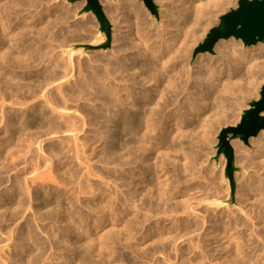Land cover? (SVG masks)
I'll list each match as a JSON object with an SVG mask.
<instances>
[{
	"label": "bare ground",
	"instance_id": "obj_1",
	"mask_svg": "<svg viewBox=\"0 0 264 264\" xmlns=\"http://www.w3.org/2000/svg\"><path fill=\"white\" fill-rule=\"evenodd\" d=\"M159 1L164 2L162 7L164 12L161 15L162 28L156 30L154 20H148L149 16L147 17V15L149 14L139 12V40L136 42L134 39V47L138 48V54L136 53L137 55L135 54L133 59H137L139 56V123L136 120L131 122L127 120L118 128L120 132L121 130L139 132V189L128 188L126 190L124 186L127 185L125 182L127 177L132 179L131 184L135 186L137 184L135 180L137 173L134 171L136 167L133 163L138 159L127 158L128 160H123L126 154L122 151L132 145L131 141H126L123 139L124 137L122 138L111 129V126L116 125L120 120L128 119V117L130 119L125 107L136 104L135 95L137 91L135 86L137 85V78L118 77L124 72L137 68L135 63H133L132 68L125 67L123 63L124 57L127 56L123 49L125 45L116 47L118 48L115 50L117 53L112 54L113 58L105 59L99 55L97 57L91 55V59L88 58L90 62H84L77 57L88 54V50L91 49L85 46L86 43H83L87 37L85 34L89 32L88 25L91 22L86 23L90 21V18L87 22L79 21L76 24H72L70 21L71 16L82 13L79 10V4L72 8L66 6L67 8L63 12L54 16L53 9L55 8H52L50 4L52 0H0V190L5 183L10 182L12 185L10 187L8 184L6 189L0 191V204L6 200L7 205L11 207L13 204L10 201L16 200L14 203L17 202L16 206H12L14 210L11 211L13 212L12 216L3 218L0 215V230L4 232L3 220L13 222L20 220L18 224L16 223V229L18 228L19 231L23 225H19L21 221H24L25 225L29 227L28 234L20 231L18 236L14 235L15 229L7 230L8 236L6 235V238L3 236L4 239L0 241L2 242L0 261L3 264H27L24 256L17 254L15 257L9 254V256H5V252L13 247H20L22 253L28 252L29 250H26L25 246L30 249L34 244L37 245L36 249L41 250V252L37 255V253L30 251L33 256L28 258L30 259L28 264H39L42 260L45 264H54L55 257L53 255L51 258L52 252L49 257H46L52 248L48 247L49 244H45V240L43 241L44 244L41 245L42 242L38 240L40 237L37 239L36 236L38 235L35 236V230L42 228V222L49 220L46 224L44 223V230H46V236L51 241L49 243L52 246L55 242H52L53 237L59 235V232L62 236H66L64 240L67 243L75 230L81 234L79 236H83V234L92 233L93 230L99 228H108L106 225L112 219L123 221L124 219L120 217L118 212V208L120 209L118 206L127 205L125 208L127 207L126 211L129 212L133 206L136 209L138 198L139 242L134 236V228L130 223L121 226V229L117 227L118 232L116 231L117 233L114 234H117L118 242L126 241L133 251L137 250L135 256L140 264L149 263L151 258L154 260L155 257L153 258V256L158 252H163L164 260L171 261L168 257V249H171V246L179 260L182 259L178 261L181 264H189L190 262L209 264V259L213 260L218 257V251H225V256L221 257L220 264H259V256L252 255V247H250L249 252L247 251L252 245L249 242L254 241L255 244L256 241L253 240L255 232L249 227L245 219L234 215L235 213L234 216H228L227 219L221 218L217 214L215 215L218 218H210L211 211H215V209L226 204L230 197L226 200L217 198V192L223 191L218 188L217 179H215L216 183L213 181L218 175L214 178L212 176L213 185H211L212 182L209 185L197 184L193 186V184H188V178L185 177L184 179L182 173L186 176H195L197 163L192 161L190 163L187 161L188 157L185 156V161L174 163L176 173L168 177L170 169H167V165H170L169 163L172 161L170 152H168L170 148L167 146L168 141L166 138L157 142L155 140L159 131H162V135L168 134L172 127V120H175L179 127V130H176L179 131L176 139H181L184 136L183 128L179 123L182 119L178 118L181 109L186 110L184 113L187 117L190 116L192 106L198 112L202 111L205 106L209 105L208 95L210 92H212L210 96L222 92L234 95L238 90L246 95H251V86L260 78L262 80L264 78V41L254 44L251 48H246L243 42L236 44L234 37L222 38L216 43L218 56L212 63L205 64L206 71L203 69V64L198 66L199 69L196 72H193L188 67L191 48L193 49L199 39L202 38L200 31L207 30L225 5L229 4V0ZM83 2L85 4V1ZM41 5H43V10H39L38 15L35 13L36 20L33 21L32 18L33 22L31 20L29 22L27 20L29 16L25 17L26 14L23 15V11ZM112 8L114 7H111L112 13L116 15V12L117 14L119 12L117 10L123 11L124 4L118 5L117 10ZM204 25L208 27L206 28ZM172 28H176V32H173ZM91 37L94 38H92L93 40L89 38L91 43L87 40L91 46H98L106 39L103 36ZM238 45L240 47H237ZM226 69L237 74L239 79L226 78L225 84H222L219 75H224L227 72ZM77 72L82 73V76H78ZM191 80L203 88L202 92L204 91L205 94L202 97L204 107L198 105L203 103L195 105L197 102L194 99L197 97L187 95L190 92L187 93L186 91H191L193 88L190 84ZM129 81L132 82L131 85L128 83ZM149 83L151 86L145 87ZM205 83H209V86H206L211 89L205 91ZM181 94H184L183 98L177 99L178 96L180 98ZM157 97L159 100H156ZM215 99L217 101L218 98ZM96 101L101 103L100 107H96ZM222 101L221 105H223ZM217 104L213 106L217 107ZM171 106H174L173 109L168 111ZM224 111L226 110L223 109ZM192 115L194 116L193 112ZM89 127H93L94 132L92 131V134L86 136L83 132L86 133ZM202 128L205 127L202 126ZM261 134H264V131ZM263 138L264 136H261L256 141L253 139L258 148L251 156H249L247 149H244L241 141L236 140L232 143L239 149L242 160L240 161L245 162V170L247 165H249L248 168H251V172L247 173L248 177H246L247 174L246 176L241 174L243 182L248 180L249 183L247 186L239 188L240 191L238 192L240 193L239 196L243 197V204L250 202L251 192L254 194L255 202L251 203L252 206L247 208L246 212L244 210V214L250 217L255 212V215L264 221ZM155 142L157 146L154 144ZM174 142L173 144H175ZM99 147L101 150H98ZM164 149L167 151L164 152ZM157 151L161 155L158 161L154 163V154ZM115 154H119L118 160L114 158ZM128 154L129 157L132 155L131 150L128 151ZM98 156L99 160H97L103 163L101 167L97 166L95 161L93 162L94 158ZM76 163L79 165L78 168ZM111 164L115 165L110 166ZM65 166H68L69 169L62 171ZM111 168L112 172L110 171ZM13 171L16 172L11 175ZM163 171L165 177L167 175L165 179L158 175L159 172ZM205 171L203 169L196 177L192 178L206 179L208 172L205 173ZM4 173L7 174L4 175ZM109 174H111L110 176L115 175L114 180L107 179ZM70 184L77 186L75 196L72 193L63 192L64 189L60 188L62 185ZM68 188L70 190V187ZM209 188L215 190L214 194H209L217 197L213 200L205 198V202L202 195L201 199L207 205L200 209L191 202L196 198L197 192L191 194L189 191L194 189L201 193L202 190H209ZM87 194H90L91 199L104 195V198L96 202L95 205H86L91 209V213L97 217L91 213L81 212L79 211L80 208L78 210L75 206L78 202L86 203ZM53 199L56 201V205H53ZM64 200H67L71 205V207L69 205L70 210L63 206ZM201 201L197 205L201 206L204 203ZM208 204L215 205L216 208L210 209L211 206ZM45 207H49V210ZM44 208L46 212H43ZM106 211L111 214L110 218L107 217ZM203 211L208 214L203 213ZM230 213L233 212L230 211ZM28 214H31L33 218H28ZM92 220L94 221V228L91 224ZM33 221L37 225L36 229L35 224L33 226ZM63 221H66L68 225L66 227L64 225L58 226L59 228L56 226L60 229L57 232L58 229L54 228L53 223L63 224ZM202 230L203 232H200ZM197 231L199 233L193 235ZM107 234L99 236L102 238L99 239V243L91 237L85 251L72 248L69 252V258H66L67 264H93L92 257L95 253H99L97 255L101 257V264L115 263L116 251L113 244L116 241L115 238L113 239L114 235ZM213 234V238L220 242L217 249L210 248V244L205 242L207 237L209 235L212 237ZM183 238L190 243L189 249L178 244V240ZM148 241L151 242L152 247H141ZM138 244L139 249H136ZM81 247L84 248V245ZM256 247L259 248L256 244L252 249L255 250ZM185 254L190 256L185 257ZM117 260L119 259L117 258ZM125 263L127 264V262ZM133 264L136 263L133 262Z\"/></svg>",
	"mask_w": 264,
	"mask_h": 264
},
{
	"label": "rangeland",
	"instance_id": "obj_2",
	"mask_svg": "<svg viewBox=\"0 0 264 264\" xmlns=\"http://www.w3.org/2000/svg\"><path fill=\"white\" fill-rule=\"evenodd\" d=\"M5 1V0H4ZM6 1H9V0H6ZM64 1V2H63ZM83 1H85V4H86V0H83ZM83 1H77V2H71L70 0H52V2L50 3L51 5H52V8H55V9H53V13H54V16H58V14H60V12H63L67 7L68 8H72V7H75V5L77 4V6H78V4H79V10H81L82 11V9H83V7L85 6V4H84V2ZM155 1V3L157 4V6H158V13L157 14H154L147 6H146V4H145V2H144V0H101L100 2L102 3V5H103V8H104V10H105V13H106V15H107V17L109 18V20H110V22H111V24H112V35H111V45L109 46V47H107V48H96V49H94V48H91V49H89L88 50V54H84V55H81L80 57H77V59H80V60H83L84 62H90V59H91V57L92 56H102L101 58H105V59H107V58H109V57H112L114 54H115V50H117L118 48H119V46H123V44L125 45V46H123V49L125 50V52H124V54L125 55H127L126 57H124V59H123V63L125 64V67H130V68H132V66H133V63H135V66L137 67L136 69H131L130 71H128V72H124L123 74H121V76L119 75L118 77L119 78H132V77H136L137 78V85L135 86V90L137 91L136 92V95H135V99H136V104L135 105H130L129 107H125V110L127 111V113L130 115V119H129V117H128V119H122V120H120L116 125H112L111 126V129L114 131V132H117L123 139H125L126 141H131V144L132 145H130V146H128L126 149H124V151H122L124 154H126V156L128 155V157H124L123 158V160L124 161H126V160H128L127 158H132V159H138V160H136L133 164H134V166L136 167L135 169H134V171L137 173L136 175H137V177H135V180H136V186L134 185V184H131L130 183V181L132 180L131 178H129V177H127L128 179L125 181L126 182V186H124V189H126V190H128V188L129 189H131L132 188V190H136V189H139V140H138V136H139V132L138 133H133L132 131H127V130H121V132L119 131L120 129H118L119 127H121V125L125 122V121H127V120H129V122H131L132 120L134 121V120H136L138 123H139V56H138V58L137 59H133V56H135V54L137 53V51H138V48H136V47H134L135 46V41L136 40H139V35H138V33H139V12L140 13H145V14H149V15H147V17H148V20H154V22H155V29L156 30H159V29H161L162 28V24H163V22H162V12H164V8H162L163 7V5H164V2H162V1H159V0H154ZM165 2H167L168 0H164ZM231 0H229V4L227 3L226 5H225V7L223 8V10H221L220 11V13L218 14V16H216L215 18H214V22L211 24V25H209V27L208 26H206V25H204V26H206V28H207V30H201L200 31V34H202V38L201 39H199V41H198V43L193 47V49L191 48V58H190V63H189V69H191V71H193V72H196L199 68H198V66H200V65H203L204 64V67H203V69L206 71V67H205V64L206 63H212L213 61H214V59L218 56V53H217V51H216V44H215V47H214V51L213 52H210V51H203V52H198V53H195V51H196V49H197V47L202 43V42H204V40H205V38L207 37V34L210 32V30H211V28H213L214 26H216V25H218L219 24V22H220V17L223 15V14H225V13H227V12H229L231 9H233V8H238L239 7V0H232V2H230ZM80 2V3H79ZM56 3V4H55ZM124 4V8H123V11H121V10H117V8H118V5H120L121 6V4ZM60 4V5H59ZM65 4V5H64ZM189 4H191V3H189ZM54 5V6H53ZM140 5V6H139ZM62 6V7H61ZM67 6V7H66ZM1 7V6H0ZM61 9H60V8ZM111 7H114V8H116V9H114V8H112L113 10H117V11H119L118 12V14H117V12H116V15H114L113 13H112V10H111ZM139 7H140V9H141V11H140V9H139ZM46 8V7H45ZM63 8V9H62ZM38 9V11H36V10ZM41 9L43 10V5H41V6H39V7H37V8H35V7H31V9H28V10H25V11H23L24 12V14L23 15H25V17H27V16H29V18L27 17V20L30 22V20L32 19L33 21H35L36 20V18H37V16H36V14L38 15V13L37 12H39V10L41 11ZM56 10H57V12H56ZM36 13V14H35ZM84 16H83V15ZM82 14H79V15H73V16H71V23L72 24H76L77 22H87L88 20H89V18H90V21L89 22H87L86 24H88V23H90L91 22V24H89L88 25V27H89V32H87L85 35H87V37L85 38L86 40H85V42H83V43H86L85 45H90V43H91V40H93L94 38L93 37H91V36H103V37H105L106 38V34H105V32L104 31H102V29H101V26H100V23H99V21L97 20V18H96V16H95V14H93L91 11H89V12H83ZM33 15H35V16H33ZM31 16V17H30ZM46 16H47V14H46ZM95 16V17H94ZM35 17V18H34ZM35 19V20H34ZM31 20V22H33ZM65 25H67V24H65ZM90 25H91V29H90ZM34 29V28H33ZM91 30V31H90ZM155 30V31H156ZM138 31V32H137ZM172 31L173 32H176V28H172ZM173 34H175V33H173ZM32 35L34 36V33H32ZM90 35V36H89ZM138 35V36H137ZM89 38H91V40H89ZM93 38V39H92ZM134 39H135V41H134ZM234 39H235V43L236 44H238L239 42H243V40L242 39H237V38H235L234 37ZM90 42H88V41ZM107 40V38L105 39V41ZM137 42V41H136ZM243 45L247 48V47H253V45H245V43L243 42ZM132 46V47H131ZM116 47H118V48H116ZM237 47H240V45H238ZM127 48V49H126ZM129 49H131V50H129ZM137 49V50H136ZM133 50V51H132ZM104 52V53H103ZM102 53H103V55H102ZM117 53V52H116ZM123 53V52H122ZM121 53V54H122ZM134 53V54H133ZM110 55V56H108V55ZM113 54V55H112ZM138 54V53H137ZM136 54V55H137ZM92 55V56H91ZM91 56V57H90ZM213 57V58H212ZM88 58H90V59H88ZM113 58V57H112ZM212 58V59H211ZM201 62V63H200ZM226 73L224 74V75H219V79H220V82H223L222 84H225L224 82V80H226V78H231V79H233V80H237V79H239V77H238V75L237 74H234L232 71H228L227 69H226ZM88 73V72H87ZM77 75L79 76H82V73H80V72H77ZM223 80V81H222ZM192 82L190 83L191 85H192V87L193 88H191V91H186L187 93L188 92H190V94L188 93L187 95L188 96H191V97H197L196 99H194L195 100V102H197L195 105H197L198 103H203L204 101H203V95L205 96V94H204V91L202 92V87L200 86V85H198V83L197 82H195V81H193V80H191ZM130 85L132 84V82L131 81H129L128 82ZM153 84V83H152ZM263 84H264V78H263V80H262V78H260V80H257V82L253 85V86H251L252 87V89H251V95H246L245 93H243V92H241V91H236V94H234V95H229L228 93H224V92H222V93H216L215 94V96H210L211 94H212V92H210L209 93V102H208V106H205V108L202 110V111H200V112H198L197 111V109L194 107V106H192L191 107V109H190V116H191V114H192V112H193V114H194V116L192 115L191 117L189 116V117H187V116H185V113H184V111H186L184 108H182L181 109V112L179 113L180 115H179V117L178 118H181L182 119V121H184V122H179L180 123V126H182V131H183V133H184V136H182L183 137V139H182V137H181V139L179 138V139H176V135L177 134H179V131L177 132L176 130L178 129L179 130V127L177 126V124H176V121L174 120H172V122H171V124H172V129L170 128V131L168 132V134H166V135H162V131H159V132H161V133H159V132H157L158 134H157V138H156V142L157 141H161L163 138H166L167 139V146H168V152H170V156L172 157L171 159H172V161H171V163H169L170 165H167V169L169 170H173L171 173L168 171V177H171L172 175H174L176 172H175V169H176V166L174 165V163L176 164V163H178L179 161H185V156H187L188 158H187V161H189L190 163H191V161L192 162H195V163H197L196 164V166H197V168L195 169V171L197 172L196 174H195V176H190V175H185L184 173H182V175H183V178L185 179V177H187L188 178V181H187V183L188 184H193V186H196L197 184H202V185H209L211 182H212V184L211 185H213L214 184V182L216 181L215 179H217V184H219V185H217V186H219L218 188H220V190H223L222 192L220 191V190H218V191H220V192H217V198H219L220 200L221 199H224V200H226L229 196H230V193H231V186H230V181H229V178L227 177V174H226V165H227V158L225 157V155L223 154V153H221V154H218V144H219V134H220V131L224 128V127H226V126H230V125H236L239 121H240V119H241V116H242V114H243V112H244V110L245 109H247V108H249L250 107V103L253 101V100H257L259 97H260V92H261V89H262V86H263ZM206 85H208L209 86V83H205V91L206 90H208V89H211V88H207L208 86H206ZM151 86V83H149V84H147L145 87H150ZM224 86V85H223ZM152 87H153V85H152ZM201 88V90H200V88ZM199 91H201V92H199ZM191 92H192V94H191ZM196 92H199V93H196ZM193 93H195L196 95H194ZM201 93V94H200ZM197 94H199V96H197ZM193 95V96H192ZM183 96H184V94L182 95H180V98H179V96H178V98L177 99H182L183 98ZM213 98V100H214V102H213V100H212V98ZM218 98L217 99V101H216V99L215 98ZM201 98V99H200ZM211 98V99H210ZM192 99V100H193ZM200 100V102H198V100ZM221 99H225V100H221ZM156 100H159V97H157V99ZM193 100V101H194ZM212 100V101H211ZM10 101V100H9ZM145 101V100H144ZM221 101L223 102L222 104L223 105H221ZM225 101V102H224ZM212 102V103H211ZM220 103V104H217V103ZM96 103V107H100L101 106V103L100 102H98V101H96L95 102ZM212 106H211V105ZM217 104V107L216 106H213V105H216ZM199 106H203L204 107V103L203 104H198ZM218 105H220V106H218ZM176 106V105H175ZM173 107L174 106H171L169 109H168V111H170V110H172L173 109ZM211 107V108H210ZM225 107V108H224ZM223 109L224 110H226V111H224L223 112ZM183 110V111H182ZM193 110V111H192ZM195 110V111H194ZM210 110V111H209ZM192 111V112H191ZM113 113H114V111H113ZM197 114V115H196ZM228 115V116H227ZM181 116H183V117H181ZM202 116V117H201ZM189 118V119H188ZM184 119V120H183ZM124 120V121H123ZM187 120V121H186ZM175 122V123H174ZM207 124H206V123ZM209 123V124H208ZM170 124V125H171ZM203 127H205V128H202V126ZM204 124V125H203ZM207 125V126H206ZM209 125V126H208ZM92 128L93 127H89L88 128V131L86 132V133H84L83 132V134H85L86 136H88L89 134H92V131L94 132V129L92 130ZM177 133H176V132ZM262 131H264V130H262ZM262 131L257 135V136H255V137H251L250 139H249V141H248V143H245L242 139H240V138H235V139H232L231 140V144L233 145V148H234V151H235V157H236V159H235V163H236V165L240 168V170L238 171H236V173H235V181H236V190H235V194H234V200H233V202H231V203H226V204H224L223 206H220L219 208H217V209H215L216 208V206L215 205H209L208 204V206H211V208L210 209H215V211H211V216H210V218H218V216H220L221 218H225V219H227L228 218V216L230 217V216H234V215H237V216H239L240 218H242L243 220L245 219V221H247V224H249V227L252 229V230H254V232H255V235L253 236L254 238H253V240H255L256 241V243L254 244V241L253 242H249V243H251L252 245H250L249 246V248L247 249V251L249 252L250 251V247H252L253 248V246H255L256 244H257V246H259V248L258 247H256L255 248V250H253L252 248H251V250H252V255H258L259 256V259H258V263L259 264H264V232H263V229H264V221L262 220V219H260L258 216H256L255 215V212H253L252 214H251V216L249 217H247V215L246 214H244V210H245V212L247 211V208H250L252 205H251V203H254L255 202V200H254V197H253V193L251 192V200H250V202H248V203H242V198L243 197H240L239 195H240V193H238L239 191H240V189L241 188H243L245 185L247 186L248 185V180H246V182L244 183L243 182V177L241 176V174L243 175H245L246 176V174L248 173H250L251 171V168H248L249 167V165H247L248 167V169L246 168V170H245V162H241L242 160L240 159L241 158V154H240V152H239V149H238V147L236 146V145H234L233 143H232V141H241L242 143H243V145H244V149H247V151H248V154H250L249 156H251V154H253V152H255V150H257V148H258V145H257V143L255 142L256 140H258V138L259 137H261V136H264V134H261L262 133ZM82 134V135H83ZM161 134V135H160ZM174 135V138H173V135ZM186 134V135H185ZM260 135V136H259ZM172 137V138H171ZM170 138V139H169ZM158 139V140H157ZM173 139V140H172ZM174 139H176L175 140V142H174ZM253 139L255 140V141H253ZM171 140V141H170ZM263 140H264V138H263ZM118 142H119V140H117ZM116 141V142H117ZM138 141V142H137ZM170 141V142H169ZM175 143V144H177V145H175V144H173V142ZM117 142V143H118ZM156 142L154 143L155 145H156ZM170 143V144H169ZM183 143V144H182ZM181 144V145H180ZM171 145V146H170ZM173 145H175V146H173ZM183 145V146H182ZM96 146H97V144H96ZM132 146V147H131ZM157 146V145H156ZM257 146V147H256ZM131 147V148H130ZM159 147V146H158ZM157 147V148H158ZM177 148V150H175L176 148ZM130 148V149H129ZM191 148V149H190ZM193 148V149H192ZM178 149H179V151H178ZM185 151H183V150ZM98 150H101V147H99L98 148ZM125 150H127L126 152H125ZM129 150H131V152H132V155L129 157V154H128V151ZM165 150V151H164ZM163 151L164 152H166L167 150L166 149H164ZM182 150V151H181ZM190 150V151H189ZM193 150V151H192ZM91 151V150H90ZM188 151V152H187ZM247 151H246V153H247ZM187 152V153H186ZM195 152H197V153H195ZM249 152H251V153H249ZM172 153V154H171ZM178 153V154H177ZM181 153H183V154H181ZM186 153V154H185ZM191 154H192V156H191ZM160 155H161V153L159 152L158 153V151L154 154V160H153V162L154 163H156L157 161H158V158L160 157ZM189 155V156H188ZM198 155V156H197ZM114 156V155H113ZM118 156H119V154H115V156H114V158H117V160H118ZM180 156V157H179ZM197 156V157H196ZM175 157H177V158H174ZM182 157V158H181ZM96 158V159H95ZM94 158V160H93V162L97 165V166H99V167H101L102 166V162L100 163L98 160H99V156L98 157H95ZM126 158V159H125ZM180 158V159H179ZM198 158V159H197ZM239 158V159H238ZM64 159H66V158H64ZM98 159V160H97ZM129 159V160H130ZM179 159V160H178ZM241 160V161H240ZM123 161V162H124ZM138 161V162H137ZM175 161V162H174ZM200 163H199V162ZM238 161H240V162H238ZM201 162H202V164H201ZM239 163H243L242 165L240 164L239 165ZM75 164V163H74ZM172 164V165H171ZM199 164V165H198ZM248 164V163H247ZM76 165H77V168L79 167V165H78V163H76ZM113 165H115V164H111L110 166H113ZM173 165H174V167H173ZM222 165H225L224 167L222 166ZM22 166V165H21ZM126 168H128V166H125ZM137 167H138V169H137ZM222 169H221V168ZM19 168V167H18ZM67 169H69V167L68 166H65L64 168H63V170L62 171H65V170H67ZM128 169H130V168H128ZM204 169V171H205V173H207L208 172V174H207V178L205 179V178H202V179H200V180H198L197 178H192V177H196L197 176V174L198 173H200V171H202V170ZM197 170H199V171H197ZM110 171L112 172V168L110 169ZM14 172H16V171H13V172H11V175H13L14 174ZM243 172V173H242ZM164 171L163 172H159L158 173V175L159 176H162V179H165L166 177H167V175H166V177H165V175H164ZM204 173V174H205ZM5 174H7V173H4V175ZM80 174H81V172H80ZM172 174V175H171ZM211 174V175H210ZM248 174H247V176L246 177H248ZM111 174H109V177H107V179L108 180H114L113 178L115 177V175H113L112 174V176H110ZM170 175V176H169ZM218 175V176H217ZM190 176V177H189ZM209 176V177H208ZM212 176H213V178L214 177H216V178H214V182L213 181H211V178H212ZM220 176V177H219ZM245 176H244V178H245ZM111 177H112V179H111ZM164 177V178H163ZM242 177V178H241ZM157 178V177H156ZM186 178V179H187ZM208 178H210L209 180H208ZM240 178V179H239ZM192 180V181H191ZM207 180V181H206ZM94 181V180H93ZM210 181V182H209ZM129 184H128V183ZM220 182V183H219ZM8 183V182H7ZM186 183V184H187ZM216 183V182H215ZM9 185H10V182L8 183ZM8 184H4V187L1 189V190H4V188L8 185ZM72 185H73V188H71L72 187ZM227 185V186H226ZM243 185V186H242ZM12 185H10V187H11ZM70 187V190H69V188L68 187ZM62 185L60 188L61 189H64L63 190V192L64 191H66V192H69V194H71L72 193V195H76V191H77V186H74V184H70V185ZM129 186V187H128ZM184 186H186V185H184ZM221 186V187H220ZM241 186V187H240ZM52 187H54L53 185H52ZM127 187V188H126ZM210 188H211V186H209ZM209 188V190H202L201 191V193H199L200 191L199 190H190L189 192L191 193V194H194L195 192H197L196 194H195V197L196 198H194L191 202L194 204V205H196L197 207H199L200 209L202 208V207H206V199L205 198H209L208 200H213V198H216V197H214V196H212L211 194H209V193H212V194H214L213 192H215V190L214 189H210ZM240 188V189H239ZM6 189V188H5ZM73 189V190H72ZM75 189H76V191H75ZM187 189V188H186ZM186 189H185V191H186ZM0 190V191H1ZM71 191V192H70ZM73 191H75V192H73ZM98 192H99V189L97 190ZM97 192V193H98ZM187 192H188V190H187ZM206 193V194H205ZM238 193V194H237ZM42 195H43V197H44V192L42 193ZM203 195V196H202ZM207 197H206V196ZM209 195H211L210 197H209ZM220 195V196H219ZM87 196V198H85V200H86V203H82L81 204V202L78 204V203H76V208L78 209V208H80V210L79 211H81V212H84V213H91L92 211H90L91 209H89V207H87L86 205L87 204H90V205H95L96 204V202H98L99 200H101V199H103L104 198V195H101L100 197L98 196V197H96V198H92L91 199V197H90V194H87L86 195ZM199 196V197H198ZM203 197V199H205V202H204V200L203 199H201L202 197ZM102 197V198H101ZM27 200H28V197L26 198ZM52 199V198H51ZM198 199H200V200H198ZM90 200V201H89ZM201 200H203V201H201ZM16 200H13V201H10L13 205H11V207H10V205H7V201L6 200H4V201H2L1 202V204H0V215L1 216H3V218H6V217H10V216H12V214H13V212H11V211H14L12 208V206H16L17 204V202L16 203H14ZM53 201H54V199H53ZM52 201V202H53ZM67 200H64L63 202H62V204H64L63 206H65V208L66 209H68V210H70L71 208V205L68 203V201L66 202ZM199 201H201V202H204V203H202L203 205L205 204V206H202V204H201V206H199V205H197V203L199 202ZM90 202V203H89ZM11 203H9V204H11ZM92 203V204H91ZM53 205H56V201H54L53 202ZM69 205H70V207H69ZM77 205H79V206H77ZM229 205H230V208H228L229 207ZM246 205V206H245ZM12 209H10L9 207ZM85 206V207H84ZM125 206H127V205H119L118 207H120V209L118 208V212L120 213V217L121 218H123L124 220L123 221H118V220H111V221H109V224H107L106 225V227H108V228H99L98 230H93V228H94V221L91 223L92 224V230H93V232L92 233H88V234H83V236H79V235H81L78 231H76L75 230V232H74V234L72 235V237H70L69 238V241L66 243L65 242V240H64V238L66 237V236H62V234H60V229H58L59 227L58 226H63L64 225V227H66L67 225H68V223L66 222V221H63L62 223L63 224H61V223H53L54 225L53 226H55L54 228H56V229H58V230H56L57 232H59V235H56L55 237H53L52 239H53V241L52 242H54L53 243V246H55V247H53L50 243H51V241L48 239V237L46 236V233H45V231L46 230H44V226H45V224H46V222L47 221H49V220H47L46 222H42L41 223V227L42 228H38V229H36V227H37V225L35 224V221H33L32 223H33V226H34V224H35V236L36 235H38V236H36V238L38 239L39 237V239L38 240H40V242H42V244L41 245H43L44 243H43V241L45 240L46 242H45V244L47 245V244H49L48 245V247H50V248H52L51 250H50V248H49V254L47 253L46 255H48V256H46V257H49L50 256V253L52 252V255H51V258H52V256L53 257H55L54 258V264H67V262H66V258H69V252L72 250V248L74 249V248H76V250H78V251H82V250H84L85 251V248L89 245V241H90V238L92 237V238H94L97 242L99 241L100 242V240L102 239V238H100L99 236H102V235H106L107 234V232H108V234L111 236V235H114L113 236V239L116 241L114 244H113V247H114V250L116 251V257L119 259V260H117V258L114 256V262L115 263H112V264H126L125 262H127V264H133V262L134 263H136V264H140L139 263V260L136 258V256L135 255H137V250L136 251H133V249H131V247L128 245V243H126V241H124V242H118L119 240H118V238H117V234H114V233H117L118 232V230H116V228L117 227H121V226H123V225H125V224H127V223H130L132 226H133V228H134V231H133V233H134V236L136 237V240L139 242V198H138V201H137V204H136V209H135V207L132 209V208H130L129 210V212H127L126 210V208H125ZM51 207V206H50ZM84 207V208H83ZM215 207V208H214ZM46 209H48L49 210V207H45ZM44 208V210H43V212H46L45 209ZM87 208V209H86ZM245 208V209H244ZM222 209V210H221ZM89 210V211H88ZM133 212H132V211ZM137 210V211H136ZM121 211V212H120ZM220 211V212H219ZM222 211V212H221ZM230 211L231 212H233L232 214L230 213ZM136 212V213H135ZM106 213H107V217H111L110 215V213H108L107 211H106ZM134 213H135V215H134ZM201 213H202V211H201ZM203 213H205V211H203ZM209 213H210V211H209ZM235 213V214H234ZM93 216H94V214L93 213H91ZM205 214H208V213H205ZM215 214H217V215H215ZM228 214V215H227ZM230 214V215H229ZM234 214V215H233ZM138 215V216H137ZM217 216V217H216ZM94 217H97L96 215L94 216ZM246 217V218H245ZM28 218H33V216L31 215V214H28ZM209 218V219H210ZM95 219V218H94ZM247 219V220H246ZM33 220V219H32ZM31 220V221H32ZM20 220H17V221H15V222H13V221H2V223L4 224V229H3V231L4 232H2L1 230H0V241H2V239H4V238H6L7 236H8V233H6L7 232V230L8 231H11L12 229L14 230V235L15 236H18L19 235V233H20V231H23V232H26L27 234H28V229H29V227L27 226V225H25V223H24V221H21L20 223H19V225L20 224H23L22 225V228H21V230L19 231L18 230V228L16 229V227H17V224H18V222H19ZM249 221V222H248ZM17 223V224H16ZM59 224V225H58ZM118 225V226H117ZM58 228H57V227ZM171 226V225H170ZM26 227H28V228H26ZM33 227V228H34ZM125 227V226H124ZM124 227H122V228H124ZM121 229V228H120ZM119 229V230H120ZM40 230V231H39ZM110 231V233H109V231ZM114 230V231H113ZM44 231V232H43ZM107 231V232H106ZM117 231V232H116ZM104 232V233H103ZM200 232H203V230L202 231H200ZM37 233V234H36ZM100 233V234H99ZM199 232L197 231V233L195 232V234L193 233V235H196V234H198ZM107 234V235H108ZM7 235V236H6ZM192 235V234H191ZM190 235V236H191ZM246 235V234H245ZM3 236H5L4 238H3ZM61 236V238H59ZM109 236V237H110ZM213 236H214V234L212 235V237L209 235L208 237H207V240L205 241L206 243H208V244H210L209 245V247L211 248H213V249H217V248H219V240H217V239H214L213 238ZM79 237H81V238H79ZM189 237V236H188ZM42 238V239H41ZM58 239H59V241H58ZM100 239V240H99ZM42 240V241H41ZM57 241V242H56ZM50 242V243H49ZM84 242V243H83ZM85 242H86V245H85ZM98 242V243H99ZM79 243V244H78ZM56 244V245H55ZM178 244H180L181 246H183L184 248H187V249H189V246H190V243L188 242V240L186 239L185 240V238H183V239H179L178 240ZM0 245L2 246V242H0ZM35 245V244H34ZM34 245L29 249V247H27V246H25V249L26 250H29L28 252H24V253H22V250L21 249H19V248H10L9 250L7 249L6 250V252H5V256H7L8 254L9 255H13L14 257L16 256V254L17 255H19V256H24V258H25V260L27 261V264H28V262L30 261V259H28V258H32V256L33 255H31V252H35V254L37 253V255L38 254H40V252H41V250L39 251V249H36V247H37V245H35V247H34ZM40 245V246H41ZM80 245V246H79ZM81 245H84V248L83 247H81ZM158 245V244H157ZM189 245V246H188ZM0 246V247H1ZM52 246V247H51ZM77 246V247H76ZM78 246H79V248H78ZM126 246V247H125ZM129 246V247H128ZM147 246H149V247H152L151 246V242L150 241H148L146 244H144L143 246H141V247H146L147 248ZM34 247V248H33ZM56 247H57V249H56ZM115 247H116V249H115ZM138 248H136V249H139V244H138V246H137ZM208 247V248H209ZM78 248V249H77ZM37 251H35V250ZM55 249V250H54ZM169 251H168V257L171 259V261H168V260H164V254H163V252H158V253H156L155 254V256H153V258H154V260H152V258H151V260H150V262L149 263H144L143 262V264H181V262H178V261H181L182 259H180L179 260V257H177L176 256V254H175V250H172V246H171V249H168ZM31 251V252H30ZM139 251V250H138ZM54 253V254H53ZM202 253V252H201ZM217 253H219L218 254V257H216V258H214L213 260H211V259H209L208 260V263L209 264H220V261H221V257L222 256H225V251H218ZM97 254H99V253H95V255H93L94 257H92V260H93V264H101L100 262V259H101V257H99ZM122 254V255H121ZM166 255H167V253H165ZM249 254V253H248ZM8 255V256H9ZM61 256V257H58V256ZM127 257H126V256ZM120 256H123V257H120ZM190 255L188 254V255H186L185 254V257H189ZM46 257H44V258H46ZM65 257V258H64ZM120 257V258H119ZM132 257V258H131ZM157 257V258H156ZM127 258V259H126ZM131 258V259H130ZM138 261H137V260ZM120 260H121V262H120ZM122 260H123V263H122ZM125 260V261H124ZM11 261V260H10ZM118 261V262H117ZM129 261V262H128ZM156 261V262H155ZM1 262V264H3L2 263V261H0ZM12 262V261H11ZM131 262V263H130ZM41 263L42 264H45L44 263V261L42 260L41 261ZM41 263H39V264H41ZM189 264H193L192 262H190ZM195 264V263H194Z\"/></svg>",
	"mask_w": 264,
	"mask_h": 264
},
{
	"label": "water",
	"instance_id": "obj_3",
	"mask_svg": "<svg viewBox=\"0 0 264 264\" xmlns=\"http://www.w3.org/2000/svg\"><path fill=\"white\" fill-rule=\"evenodd\" d=\"M144 2L154 14L158 13V6L154 0H144ZM89 11L95 14L107 40L98 46H85L94 49L109 47L111 45L112 24L100 0H86L82 13ZM230 37L242 39L245 45H254L264 41V0H239V7L231 9L220 17L219 24L211 28L204 42L197 47L195 53L213 52L217 41ZM262 130H264V84L260 97L253 100L250 107L244 110L240 121L236 125L224 127L219 134L218 154L223 153L227 158L226 174L231 186L227 204L234 200L236 190L235 173L240 170L235 163V151L231 140L240 138L248 143L251 137L257 136Z\"/></svg>",
	"mask_w": 264,
	"mask_h": 264
}]
</instances>
